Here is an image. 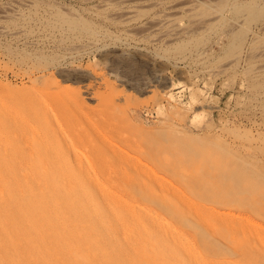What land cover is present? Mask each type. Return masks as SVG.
Instances as JSON below:
<instances>
[{
  "label": "bare ground",
  "instance_id": "bare-ground-1",
  "mask_svg": "<svg viewBox=\"0 0 264 264\" xmlns=\"http://www.w3.org/2000/svg\"><path fill=\"white\" fill-rule=\"evenodd\" d=\"M238 1L103 0L102 5L113 7L109 20L132 25L134 34L151 35L154 42L176 44L204 36L216 45L242 41L247 50L264 33L254 30L255 20ZM30 2L9 4L0 10V20ZM0 33L19 34L2 26ZM100 37L75 36L65 53L76 56ZM253 55L264 61V47ZM176 57L185 58L186 52ZM106 59L131 89L166 83L150 68L141 74L132 62ZM234 63L228 58L212 71ZM257 68H264V62ZM40 73L23 71L30 83ZM87 76L105 81L95 69L75 77L85 81ZM60 80L54 78V91L49 85L13 87L0 78V264H264V225L254 220H264L262 208L228 197H208L219 204L216 208L197 203L193 185L173 169L172 153L160 161V144L146 150L140 138L122 135L114 92L102 93L91 82L60 86ZM160 170L170 178L161 177ZM243 205L244 211H228ZM193 225L239 252L241 259L211 253L183 230Z\"/></svg>",
  "mask_w": 264,
  "mask_h": 264
},
{
  "label": "rangeland",
  "instance_id": "rangeland-1",
  "mask_svg": "<svg viewBox=\"0 0 264 264\" xmlns=\"http://www.w3.org/2000/svg\"><path fill=\"white\" fill-rule=\"evenodd\" d=\"M30 1L27 6H19L18 15L9 12L0 20V26L8 32L19 33H0V74H5L0 76L2 82L24 89L49 85L57 91L54 78L69 77L70 81L60 80L59 85L91 82L102 93L112 91L117 95L113 109L121 120L122 135L140 138L146 150L160 144V161L172 153L173 169L193 185L197 203H210L208 197L240 198L245 199L244 204L264 210V68H257L264 61L253 55L264 47V34H259L247 50L242 41L216 45L211 37L204 36L168 44L151 41L148 34H134L132 25L109 20L113 7L105 8L103 0ZM17 2L22 0H0V10ZM238 2L248 9L249 20H255L254 30L264 33L260 29L264 1ZM64 15L70 20L60 18ZM94 33L101 36L95 46H86L73 57L65 53L75 36ZM128 34L134 39L128 41ZM194 50L203 52L196 55ZM181 51L186 52L185 58L176 57ZM112 56L132 62L141 74L150 68L166 83H152L144 91L131 89L119 81L120 72L107 61ZM232 57L233 66L219 73L212 71ZM25 69L41 71L40 77L30 83L23 74ZM93 69L103 73V83L89 76L85 81L75 77L80 71ZM89 102L95 106V96ZM196 163L201 166L197 172ZM158 173L167 179L171 175L164 170ZM210 205L216 208L219 204ZM244 208L246 205L226 210L234 215ZM254 220L264 225L263 219ZM183 230L211 253L241 259L239 252L208 238L200 228L183 226Z\"/></svg>",
  "mask_w": 264,
  "mask_h": 264
}]
</instances>
